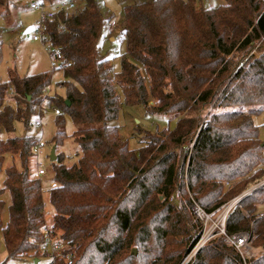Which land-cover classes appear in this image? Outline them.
I'll return each mask as SVG.
<instances>
[{
  "label": "trees",
  "instance_id": "16d2710c",
  "mask_svg": "<svg viewBox=\"0 0 264 264\" xmlns=\"http://www.w3.org/2000/svg\"><path fill=\"white\" fill-rule=\"evenodd\" d=\"M17 5L0 0V13L7 16ZM104 5L76 0V8L45 23L48 40L70 63L58 69L63 95L48 91L54 67L12 72L0 81V173L10 160L0 188L7 254L0 264L49 256L43 251L48 238L63 245L71 264H182L203 231L193 201L212 213L264 181V142L255 123L264 114V43L263 54L252 55L264 37V0H224L211 8L202 0H134L119 19L117 37L127 52L115 73L104 50L113 21ZM122 105L142 106L175 127L137 128L140 147L133 150L111 125ZM53 109L60 110L56 160H50L57 187L48 190L53 215L46 227L43 188L32 167L38 139L29 132ZM66 118L79 148L71 166L57 153L67 137ZM6 191L11 203L4 225ZM263 204L264 184L227 219V234L249 232L259 251L247 264H264V214L257 212ZM52 264L70 263L61 257ZM188 264L244 261L217 235Z\"/></svg>",
  "mask_w": 264,
  "mask_h": 264
},
{
  "label": "rangeland",
  "instance_id": "374dc122",
  "mask_svg": "<svg viewBox=\"0 0 264 264\" xmlns=\"http://www.w3.org/2000/svg\"><path fill=\"white\" fill-rule=\"evenodd\" d=\"M35 0H17V7L13 8L9 15L3 16L0 13V81H7L10 73L16 72L19 76L33 75L42 72L52 70L54 62L50 55L46 52L43 45L39 42L32 40L30 34L33 28V23L37 18V13L30 9V3ZM39 1V0H36ZM104 2V12L107 16H111L113 20L117 22L115 27L107 29L106 43L104 44V50L108 53V56L112 60V71L119 72L121 68L120 58L126 54L127 47L125 42L121 41L118 36V24L122 13V9L126 4L132 3L134 0H102ZM204 6L207 8L218 7L224 4V0H202ZM20 26V28L18 27ZM114 40H111V39ZM63 80V73L61 70L56 69L52 73L51 84L49 86V93L63 95V90L57 86L59 81ZM156 105L153 99H150L149 106ZM207 111H203L202 115L205 116ZM255 123L259 126L260 138L264 142V114L255 118ZM120 129L121 134L128 140L129 147L133 150H137L140 147L138 136L136 133L137 128L148 130L151 132L157 129L162 130L165 128L173 129L175 127V121L169 122L165 116L153 114L146 110L142 106H121L119 118L116 121L111 122ZM67 137L58 146L57 153L64 154L66 156L65 164L71 166L78 160L77 152L78 146L70 135L75 130L72 122L66 118V126L64 128ZM57 132L55 124V116L52 113H47L43 117V127L36 128L31 127L29 134H33L36 139L41 138L46 143L44 154L34 157L32 160V167L36 171L41 165L45 171V175L41 177V185L43 189L44 200V213L46 227H49L52 220L53 208L49 202L48 190L51 182L54 181L53 170L51 161L49 158L50 151L54 144H52L53 138ZM18 134L23 135L21 128H18ZM10 164V160L7 158L4 164V168L0 173V188L3 186L5 179V169ZM1 200L4 202V208L2 212V221L5 225L9 218V205L10 195L9 192H5L1 196ZM251 254L256 256L259 254L258 250L251 249ZM6 250L4 247L3 237L0 233V262L6 259ZM51 261L49 256L42 257L36 263L35 261L17 262L7 261V264H47ZM185 261V260H184ZM183 261V263H184ZM182 263V264H183Z\"/></svg>",
  "mask_w": 264,
  "mask_h": 264
},
{
  "label": "built area",
  "instance_id": "2783aa9c",
  "mask_svg": "<svg viewBox=\"0 0 264 264\" xmlns=\"http://www.w3.org/2000/svg\"><path fill=\"white\" fill-rule=\"evenodd\" d=\"M76 8V0H53L52 3H43L39 1H32L30 3V9L37 13V18L33 23V28L31 31V38L35 42H39L43 45L46 52L52 58L54 62L53 67L55 69H64L70 66V63L65 62L61 50L53 45L49 40L47 35L45 34V23L47 20H52L54 16L63 9H74ZM117 22L113 20L109 24V29L115 27ZM20 28V26H18ZM60 29H64L61 25ZM264 43V37H262L261 41L256 45L252 55L259 56L263 54V50H260V46ZM45 110H42L44 112ZM53 115H60L59 109H53L49 111ZM43 117L41 114L35 121L34 126L36 128L43 127ZM46 148V143L39 138L34 145L32 152L35 157H38L44 154V149ZM46 173L42 169L41 165H39L36 177L40 178L44 176ZM264 184V181L256 184L255 186L249 188L244 193L232 198L230 201L225 203L219 209L212 213L206 212L202 207H200L196 202L193 201L192 212L195 217L201 221L203 224V231L201 236L196 243L193 250L187 256L183 264H188L190 260L196 255V253L203 248L211 239H213L217 235H221L224 237V241L226 244L234 247L239 254L241 255L244 264H247L246 259H249L251 254V245L250 238L251 234L249 232H238L233 235H229L226 232V223L227 219L235 208V206L247 195L251 194L254 190L258 189L260 186ZM57 184L53 181L51 182L50 188H56ZM44 189V188H43ZM170 201H175L174 197H171ZM264 213H259L262 216ZM63 245L52 241L51 239H46V242L43 247V251L49 254L51 261L47 264H52L56 259L64 257L71 264V256L69 254H63Z\"/></svg>",
  "mask_w": 264,
  "mask_h": 264
},
{
  "label": "water",
  "instance_id": "95a60500",
  "mask_svg": "<svg viewBox=\"0 0 264 264\" xmlns=\"http://www.w3.org/2000/svg\"><path fill=\"white\" fill-rule=\"evenodd\" d=\"M67 104H69V102H66ZM55 150H56V146L54 145L50 151V160L51 161H55L56 160V154H55ZM133 253H136V250H133ZM36 263L38 262V260L35 261Z\"/></svg>",
  "mask_w": 264,
  "mask_h": 264
},
{
  "label": "crops",
  "instance_id": "0c3cea01",
  "mask_svg": "<svg viewBox=\"0 0 264 264\" xmlns=\"http://www.w3.org/2000/svg\"><path fill=\"white\" fill-rule=\"evenodd\" d=\"M111 40H114V39L112 38ZM10 202H11V201H10ZM257 212H258V214H259V213H264V204L258 206Z\"/></svg>",
  "mask_w": 264,
  "mask_h": 264
}]
</instances>
